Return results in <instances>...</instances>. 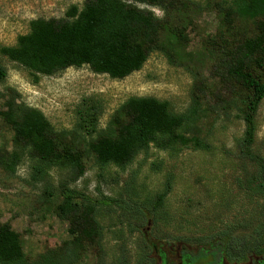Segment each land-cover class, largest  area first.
Returning <instances> with one entry per match:
<instances>
[{
    "label": "rangeland",
    "instance_id": "rangeland-1",
    "mask_svg": "<svg viewBox=\"0 0 264 264\" xmlns=\"http://www.w3.org/2000/svg\"><path fill=\"white\" fill-rule=\"evenodd\" d=\"M84 1L0 0V47L13 46L18 36L28 32L30 21L64 18L69 7L81 9ZM222 1L178 0L160 37L159 45L165 54L152 53L140 71L121 80L93 74L84 66L41 77L34 83L24 69L0 55V66L6 72L0 83V112L14 92L18 103L40 111L55 132L72 133L60 141V146L74 155L85 149L83 139L89 141L108 126L116 129L119 122H125L120 107L127 99L152 97L167 101L174 112L184 113L195 93L200 113L193 116L181 133L187 138L205 139L210 146L208 151L190 147L172 156L152 149L147 156L139 155L125 170L109 167L101 171L92 157H86L83 177L69 184L70 188L97 200L119 198L124 182L136 172L135 187L143 201L161 191L167 174L173 175L163 210L166 220L154 226L152 219H146L144 227L146 235L157 240L173 263L182 247L196 251L190 240L202 231L207 235L210 227L219 226L221 216H238L242 225L247 224L242 218L248 216L253 206L237 187V177L244 171L229 153H234L233 140L241 136L243 123L236 118V110L224 116L220 107H216L218 97L230 99L227 92L231 86L219 77L220 50L225 42L222 40H229V36L241 32L239 27L247 25L235 24L231 30L233 26L226 24L219 9ZM137 7L163 16L156 8ZM213 109L220 112L217 119L211 112ZM86 111L95 120L94 134H89V125L85 128L81 119ZM255 149L264 158V100L256 116ZM13 153H21V148L15 143L12 127L0 117V225H8L19 235L24 255L34 260L75 237L70 232V221L62 220L57 212L61 202L57 188L68 179V172L52 167L40 180L34 170L36 162L25 150L15 172L10 173L5 165ZM98 209L102 239L88 243L77 264H100V258L110 262L118 257L123 241L128 250H133L141 239L139 231L129 235L135 221L125 219L118 208ZM119 232L123 233V240L118 239ZM238 234L241 231L234 233ZM254 257L259 258L224 260V264H251Z\"/></svg>",
    "mask_w": 264,
    "mask_h": 264
},
{
    "label": "trees",
    "instance_id": "trees-1",
    "mask_svg": "<svg viewBox=\"0 0 264 264\" xmlns=\"http://www.w3.org/2000/svg\"><path fill=\"white\" fill-rule=\"evenodd\" d=\"M177 1L85 0L81 9L69 7L64 18L30 21L28 32L18 36L13 46L0 47V55L24 69L34 83L41 77L84 66L93 74L121 80L140 71L152 53L165 54L159 45L160 37ZM137 5L156 8L163 16L157 17L152 10ZM219 9L226 24L233 26L231 30L235 24L247 23L239 27L241 32L222 40L225 42L220 50L219 77L231 86L227 92L230 99L218 97L216 107H220L224 116L236 110V118L243 123L241 136L233 140L234 153H229L244 171L237 177V187L253 206L248 216L242 218L247 224L242 225L238 216H221L219 226L210 227L207 235L202 231L190 240L196 251L182 247L181 253L192 257L193 264L239 262L248 256H258L251 263L261 264L264 260V158L255 149V142L256 116L264 100V0H224ZM5 77L6 72L0 66V83ZM16 97L14 92L10 94L3 105L5 110L0 112L21 148V153L10 156L5 168L14 173L26 150L36 162L34 170L40 180L52 167L67 170L68 179L57 188L61 198L57 212L62 220L70 221V232L75 237L61 248L29 260L22 251L19 235L8 225H0V264H77L86 245L102 239V226L97 220L100 207L118 208L125 219L135 221L136 226L129 229V235L136 231L141 234L133 250H128L123 241L118 257L106 263L100 258V264H164L166 252L157 240L146 235L144 227L146 219H152L154 226L166 220L163 210L172 189L173 175L167 174L161 191L143 201L135 187L136 172L124 182L119 198L97 200L70 188L69 184L83 177L86 157H92L101 171L109 167L125 170L139 155L147 156L152 149L172 156L190 147L208 151L210 146L205 139L187 138L181 133L193 116L200 113L195 93L184 113H176L167 101L152 97L127 99L120 107L125 122H117L116 129L108 126L89 141L83 139L85 149L76 155L60 146V141L72 133L55 132L40 111L18 103ZM211 112L216 119L220 116L219 110ZM81 117L84 127L89 125V134L96 133L95 120L88 111ZM236 231L241 234L234 235ZM123 238L119 232L118 239Z\"/></svg>",
    "mask_w": 264,
    "mask_h": 264
},
{
    "label": "flooded vegetation",
    "instance_id": "flooded-vegetation-1",
    "mask_svg": "<svg viewBox=\"0 0 264 264\" xmlns=\"http://www.w3.org/2000/svg\"><path fill=\"white\" fill-rule=\"evenodd\" d=\"M164 258H165L164 259V264H193L192 263V257H190L188 254H184V253H181V252H180L179 255H177L175 263L171 262L169 260V258L167 257V255ZM217 264H224V260L218 262Z\"/></svg>",
    "mask_w": 264,
    "mask_h": 264
},
{
    "label": "water",
    "instance_id": "water-1",
    "mask_svg": "<svg viewBox=\"0 0 264 264\" xmlns=\"http://www.w3.org/2000/svg\"><path fill=\"white\" fill-rule=\"evenodd\" d=\"M261 264H264V260L262 261V263Z\"/></svg>",
    "mask_w": 264,
    "mask_h": 264
}]
</instances>
